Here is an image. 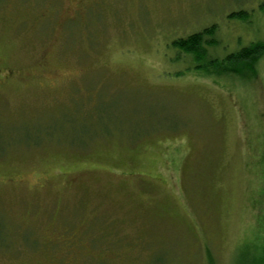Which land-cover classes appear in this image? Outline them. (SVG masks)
Listing matches in <instances>:
<instances>
[{
	"label": "rangeland",
	"instance_id": "rangeland-1",
	"mask_svg": "<svg viewBox=\"0 0 264 264\" xmlns=\"http://www.w3.org/2000/svg\"><path fill=\"white\" fill-rule=\"evenodd\" d=\"M255 42L264 0H0V264L264 262V56L198 68Z\"/></svg>",
	"mask_w": 264,
	"mask_h": 264
},
{
	"label": "trees",
	"instance_id": "trees-1",
	"mask_svg": "<svg viewBox=\"0 0 264 264\" xmlns=\"http://www.w3.org/2000/svg\"><path fill=\"white\" fill-rule=\"evenodd\" d=\"M215 26L204 28L199 32L188 35L185 38H178L172 42V45L183 52L185 55H191L197 61H203L208 57L205 47H213V35ZM206 44V46H204ZM264 56V42L251 43L247 47L242 48L239 52L230 54L223 60L213 59L210 65L213 69L206 66H199V69L210 73V75H240L242 78L255 79V65L261 57ZM251 264V262H247ZM252 264H264L262 261L255 260Z\"/></svg>",
	"mask_w": 264,
	"mask_h": 264
}]
</instances>
